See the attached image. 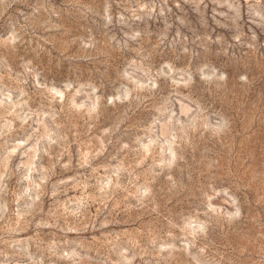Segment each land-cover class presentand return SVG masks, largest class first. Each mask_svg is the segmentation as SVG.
<instances>
[{
	"label": "rangeland",
	"instance_id": "rangeland-1",
	"mask_svg": "<svg viewBox=\"0 0 264 264\" xmlns=\"http://www.w3.org/2000/svg\"><path fill=\"white\" fill-rule=\"evenodd\" d=\"M0 264H264V0H0Z\"/></svg>",
	"mask_w": 264,
	"mask_h": 264
}]
</instances>
